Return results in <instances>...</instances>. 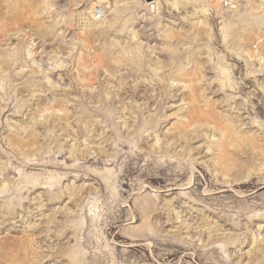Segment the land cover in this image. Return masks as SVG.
Returning <instances> with one entry per match:
<instances>
[{"label": "rangeland", "instance_id": "rangeland-1", "mask_svg": "<svg viewBox=\"0 0 264 264\" xmlns=\"http://www.w3.org/2000/svg\"><path fill=\"white\" fill-rule=\"evenodd\" d=\"M0 264H264V0H0Z\"/></svg>", "mask_w": 264, "mask_h": 264}, {"label": "built area", "instance_id": "built-area-1", "mask_svg": "<svg viewBox=\"0 0 264 264\" xmlns=\"http://www.w3.org/2000/svg\"><path fill=\"white\" fill-rule=\"evenodd\" d=\"M105 17V10L102 6H97L93 9L90 17L78 19L79 27L84 31L90 30L92 25L103 20Z\"/></svg>", "mask_w": 264, "mask_h": 264}]
</instances>
